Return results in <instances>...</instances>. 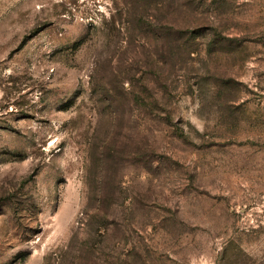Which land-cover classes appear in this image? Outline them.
<instances>
[{"label": "rangeland", "instance_id": "1", "mask_svg": "<svg viewBox=\"0 0 264 264\" xmlns=\"http://www.w3.org/2000/svg\"><path fill=\"white\" fill-rule=\"evenodd\" d=\"M0 264H264V0H0Z\"/></svg>", "mask_w": 264, "mask_h": 264}]
</instances>
